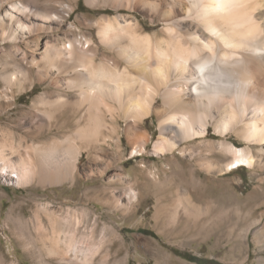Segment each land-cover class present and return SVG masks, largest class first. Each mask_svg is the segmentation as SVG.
<instances>
[{
    "label": "rangeland",
    "instance_id": "374dc122",
    "mask_svg": "<svg viewBox=\"0 0 264 264\" xmlns=\"http://www.w3.org/2000/svg\"><path fill=\"white\" fill-rule=\"evenodd\" d=\"M24 2L36 3L55 15L52 19H35L55 28L50 38L41 35V51L48 39L68 45L70 38H77L97 53V61L120 59L113 45L101 36L105 21L118 15L125 16L153 40L167 37L164 12L157 13V7L149 3L127 8L117 7L110 0H0V93L5 89L2 77L16 71V63L26 49L25 43L20 50L1 32L17 27L21 18L27 23L34 20L30 10H23ZM180 5L178 0L174 7L183 8ZM179 14L187 21L194 18L181 10ZM28 34H20L21 41ZM128 35L131 36L124 33L122 41L130 40ZM121 65L124 69V60ZM38 69L33 66V81H25L22 88L17 86L9 92L15 102L0 113V126L8 125L17 134H26L16 121L31 110L34 98L41 92L49 90L55 96L59 92L76 94L67 87L55 89L50 79L41 80ZM163 106L162 97L157 96L150 114L138 119L134 127L130 123L132 113L126 115L118 109L110 113L107 119L111 128L102 129L99 144L85 148L68 182L20 186L0 176V264H64L50 252L55 243L59 249L62 247L61 252L73 257L65 264H82V254L78 253L76 260V253L69 251L72 235L78 239L79 248L84 246V238L92 243L93 264H209L190 261L186 253L217 262L212 264H264L262 146L250 145L256 159L253 165L244 164L222 174L208 172L200 160L210 153L206 141L226 139L238 146L248 145L241 135H221L212 124L207 137L181 144L191 147L186 153L175 150L158 154L154 144L164 117ZM38 108L37 111L52 109L50 104ZM68 109L63 111L70 114ZM75 119L79 121L72 124V129L86 122L85 111ZM57 132L56 127L50 132L46 129L45 138L63 137L64 132ZM26 135L28 139L32 135L40 138L37 132ZM105 135L109 136L106 141ZM136 146L141 148L139 152L134 151ZM212 153L213 160L219 163L232 158L230 153ZM133 190L137 197L131 199Z\"/></svg>",
    "mask_w": 264,
    "mask_h": 264
},
{
    "label": "bare ground",
    "instance_id": "6f19581e",
    "mask_svg": "<svg viewBox=\"0 0 264 264\" xmlns=\"http://www.w3.org/2000/svg\"><path fill=\"white\" fill-rule=\"evenodd\" d=\"M110 1L127 8L153 4L157 13L164 12L167 37L153 40L140 33L125 16L118 15L105 21L101 36L113 45L120 59L97 61V53L77 38H70L68 45L48 39L41 51V35L50 38L55 28L35 19H52L55 15L32 2L21 5L23 10L31 11V23L21 18L17 27L1 32L20 50L25 43L26 49L16 63V71L2 77L5 89L0 93V113L15 102L9 92L17 86L22 88L25 81H33V66H38L41 80L50 79L55 89L67 87L76 94L59 92L55 96L46 90L34 98L31 110L16 123L26 134L37 132L40 138L32 135L28 139L8 125L0 126V176L20 186L35 182L58 186L68 182L85 148L99 144L102 129L111 128L107 119L110 113L116 109L126 115L132 113L130 123L134 127L138 119L150 114L157 96L162 97L164 117L154 144L156 153L165 155L178 150L184 154L191 147L181 144L207 137L209 126L214 124L219 134L237 133L248 145L238 146L226 139L206 141L210 153L200 157L206 170L222 174L244 164L253 165L256 159L250 145L259 144L264 150V0H189L191 4L179 0L181 9L174 7L178 0ZM179 10L194 18L187 21ZM25 32L29 34L21 41L20 34ZM128 32L129 42L122 41V35ZM122 60L126 63L124 69ZM65 75L67 79L63 78ZM49 104L52 109L37 111L38 106ZM66 108H70V114L63 111ZM82 111L86 122L72 129V124L79 121L73 120ZM53 127L58 130L56 134L64 132L63 137L46 139V129L50 132ZM146 141L142 142L143 147ZM140 150L139 146L134 149ZM213 151L230 153L232 158L219 163L213 160ZM129 195L136 198L137 192L133 190ZM71 238L69 251L76 253V260L81 253L79 263L93 264L92 243L84 238V246L79 248L76 236ZM58 247L55 243L50 252L59 256L62 263L73 260Z\"/></svg>",
    "mask_w": 264,
    "mask_h": 264
},
{
    "label": "trees",
    "instance_id": "16d2710c",
    "mask_svg": "<svg viewBox=\"0 0 264 264\" xmlns=\"http://www.w3.org/2000/svg\"><path fill=\"white\" fill-rule=\"evenodd\" d=\"M155 236V234H153ZM185 257L187 259H189L190 261H196V262H202V263H209V264H212V263H217L216 261H214L213 259H204V258H201V257H198L196 255H193V254H185Z\"/></svg>",
    "mask_w": 264,
    "mask_h": 264
}]
</instances>
